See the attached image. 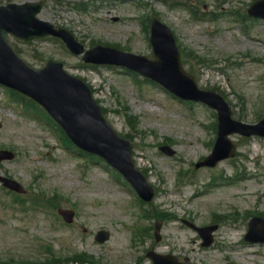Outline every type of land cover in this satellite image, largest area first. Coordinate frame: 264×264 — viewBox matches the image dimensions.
Returning a JSON list of instances; mask_svg holds the SVG:
<instances>
[{
	"label": "rangeland",
	"instance_id": "rangeland-1",
	"mask_svg": "<svg viewBox=\"0 0 264 264\" xmlns=\"http://www.w3.org/2000/svg\"><path fill=\"white\" fill-rule=\"evenodd\" d=\"M23 1L0 0V5ZM33 1L43 2L40 19L69 30L85 49L117 46L147 57L152 55L147 29L157 16L171 29L183 55L192 54L181 62L200 89L220 94L235 120L253 124L264 117V20L245 17L255 0ZM10 39L29 66L61 62L66 72L92 88L110 125L132 141L133 161L155 189L154 208L145 206V213L167 210L197 226L210 225L213 213L224 218L208 248L201 247L197 233L173 219L163 223L159 242L148 236L147 227L155 220L151 217L140 221L146 231L142 238L133 235L142 206L121 181L101 164L60 144L54 128L44 119L38 121L37 113L18 114L15 102L0 88V149L16 153L13 161L0 166V174L15 178L31 193H59L78 211L76 228H66L44 208L20 213L14 199L0 190V260L42 259V245L52 244L57 255L86 251L105 264H149L144 255L151 248L189 257L196 264H264V244L243 241L248 215L264 216V138L232 135L237 141L233 159L213 169L187 172L178 185L177 174L210 153L216 138L214 111L196 103L185 106L126 70L82 64L81 56L71 55L52 38L29 43ZM126 111L137 120L136 132L126 122ZM167 139L176 151L172 157L157 149ZM214 175H221L220 184L208 186ZM99 228L111 233L103 246L90 236ZM81 229H86L84 235Z\"/></svg>",
	"mask_w": 264,
	"mask_h": 264
},
{
	"label": "water",
	"instance_id": "water-1",
	"mask_svg": "<svg viewBox=\"0 0 264 264\" xmlns=\"http://www.w3.org/2000/svg\"><path fill=\"white\" fill-rule=\"evenodd\" d=\"M39 11L40 4L0 7V27L4 25L6 28L0 30V82L29 95L40 103L65 130L67 135L81 148L98 154L129 180H138L140 175L133 169L130 162L129 143L124 142L122 145L123 142H120V138L103 120L100 110L91 99L90 91L83 83L65 75L58 64L49 63L40 71H32L25 66L8 46L5 37L7 28L24 39L47 33V31L36 28L35 22L37 23V21L33 17ZM155 24L156 29H154ZM157 24L158 21L155 20L153 24L154 34L151 41L157 50H161L159 41L162 39L167 51L173 56V64L169 65L168 62H160L157 72L150 73V77L180 96L185 94V90L182 87L187 85L189 89V96L187 97L193 99H199L198 96L207 98L205 102L217 109L221 123L227 122L234 127L235 132L241 134H259L264 136V122L255 127L232 122L230 109L222 100L212 94H206L196 89L192 78L184 74L180 68L178 53L173 47L171 35L166 28L160 25L157 26ZM45 26L54 31L51 27ZM156 30H161L162 33ZM63 35L65 36H62V38L66 41L69 36ZM74 51L81 53V47H75ZM110 52L111 55L117 53L113 50ZM122 57L131 58L128 55L121 56L120 54V58ZM108 62L131 66L127 62L122 61L123 63H121L115 59ZM170 67L173 69L172 71H170ZM137 70L140 71L138 68ZM210 101H214L216 104L213 105ZM220 153V144L217 143L213 155ZM228 154L220 156L225 158L231 155ZM1 156L4 158L12 157L9 153H1ZM12 185L15 184L12 183ZM262 224L259 221H253L251 235L249 233L246 239L264 242V225Z\"/></svg>",
	"mask_w": 264,
	"mask_h": 264
},
{
	"label": "bare ground",
	"instance_id": "bare-ground-1",
	"mask_svg": "<svg viewBox=\"0 0 264 264\" xmlns=\"http://www.w3.org/2000/svg\"><path fill=\"white\" fill-rule=\"evenodd\" d=\"M4 27H5V26H4ZM262 44L264 45V43H262ZM144 108H145V109H149V107H148V106H145Z\"/></svg>",
	"mask_w": 264,
	"mask_h": 264
}]
</instances>
